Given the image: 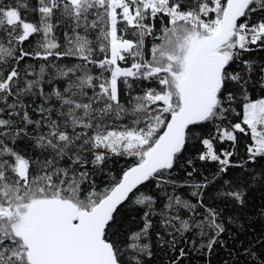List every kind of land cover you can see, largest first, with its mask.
<instances>
[{
  "label": "snow or ice",
  "instance_id": "6c2138e0",
  "mask_svg": "<svg viewBox=\"0 0 264 264\" xmlns=\"http://www.w3.org/2000/svg\"><path fill=\"white\" fill-rule=\"evenodd\" d=\"M254 52L264 0H0V264H264Z\"/></svg>",
  "mask_w": 264,
  "mask_h": 264
},
{
  "label": "trees",
  "instance_id": "16d2710c",
  "mask_svg": "<svg viewBox=\"0 0 264 264\" xmlns=\"http://www.w3.org/2000/svg\"><path fill=\"white\" fill-rule=\"evenodd\" d=\"M251 55L258 59L259 57L264 56V52H254ZM242 152H243V147H241V154H242ZM235 159L238 161L239 156H237ZM122 162L123 161L121 160L120 163H122ZM120 163L113 165L114 171H118V169L120 167ZM183 176H184L183 172H177L174 174L173 178L182 180ZM97 179L99 181L100 178L98 177ZM254 199H255V202L257 204L264 203V201L260 200V194L259 193L254 194ZM255 219L258 220L259 217H256ZM262 231H264V223H256L252 228L249 229V233H260ZM249 238H251V237H249ZM190 247H191V245H187L186 250L189 249ZM210 259L212 261V264H218L219 257H217L216 255H213L212 257H210ZM204 261H205L204 257L190 252L189 256L186 257V259H185V264H204Z\"/></svg>",
  "mask_w": 264,
  "mask_h": 264
}]
</instances>
